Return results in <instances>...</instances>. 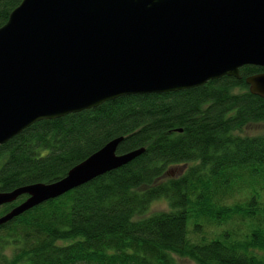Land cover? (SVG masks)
<instances>
[{
	"label": "trees",
	"instance_id": "1",
	"mask_svg": "<svg viewBox=\"0 0 264 264\" xmlns=\"http://www.w3.org/2000/svg\"><path fill=\"white\" fill-rule=\"evenodd\" d=\"M21 1L0 0V27ZM262 72L120 97L1 145L2 193L54 183L116 138L117 155L144 152L0 225V264H264V99L245 83Z\"/></svg>",
	"mask_w": 264,
	"mask_h": 264
},
{
	"label": "water",
	"instance_id": "2",
	"mask_svg": "<svg viewBox=\"0 0 264 264\" xmlns=\"http://www.w3.org/2000/svg\"><path fill=\"white\" fill-rule=\"evenodd\" d=\"M244 66L264 69V0H22L0 27V146L120 97L240 80ZM245 83L264 99V72ZM121 141L54 183L0 192V206L27 196L0 225L144 152L117 155Z\"/></svg>",
	"mask_w": 264,
	"mask_h": 264
},
{
	"label": "rangeland",
	"instance_id": "3",
	"mask_svg": "<svg viewBox=\"0 0 264 264\" xmlns=\"http://www.w3.org/2000/svg\"><path fill=\"white\" fill-rule=\"evenodd\" d=\"M258 128L259 127L257 126V127L252 128V129L258 130ZM180 173H181V170L178 168H174V169L169 171L170 176H176V175H179ZM231 201H229V202H231ZM161 210H168V206L164 201H158L152 205V212L161 211ZM206 235H208V234H206ZM175 258L182 264H195L193 261H191L187 258H179L176 256H175Z\"/></svg>",
	"mask_w": 264,
	"mask_h": 264
}]
</instances>
